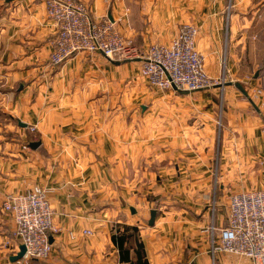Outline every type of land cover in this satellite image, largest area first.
Returning <instances> with one entry per match:
<instances>
[{"label":"crops","instance_id":"crops-1","mask_svg":"<svg viewBox=\"0 0 264 264\" xmlns=\"http://www.w3.org/2000/svg\"><path fill=\"white\" fill-rule=\"evenodd\" d=\"M43 1L0 0V264H125L115 224L138 227L149 264H250L213 254L210 228L225 226L231 196L264 191V0H78L138 55L195 26L206 74L232 79L186 95L155 92L138 58L79 53L52 66ZM37 184L55 189L59 232L48 259L11 262L18 240L2 203Z\"/></svg>","mask_w":264,"mask_h":264},{"label":"built area","instance_id":"built-area-1","mask_svg":"<svg viewBox=\"0 0 264 264\" xmlns=\"http://www.w3.org/2000/svg\"><path fill=\"white\" fill-rule=\"evenodd\" d=\"M47 17L55 24L56 37L49 56L59 66L79 53H98L111 61L139 59L141 78L159 91L197 92L217 84L204 69V59L196 48L197 28L181 25L169 45L152 44L141 55L124 40L107 19L94 20L88 7L78 0H44ZM262 88L255 91L261 96ZM264 130V129H263ZM34 131V128L31 129ZM54 188L34 185L24 193L7 197L2 210L10 215L14 236L25 247L21 261H43L52 252L50 236L59 230L53 225L49 196ZM211 227L213 254H231L246 258L250 264H264V191L243 192L230 197L226 224L217 234ZM90 236L88 230L82 232ZM72 237V235L70 234Z\"/></svg>","mask_w":264,"mask_h":264},{"label":"trees","instance_id":"trees-1","mask_svg":"<svg viewBox=\"0 0 264 264\" xmlns=\"http://www.w3.org/2000/svg\"><path fill=\"white\" fill-rule=\"evenodd\" d=\"M110 238L117 249L120 263L149 264L137 226L115 224L111 229Z\"/></svg>","mask_w":264,"mask_h":264},{"label":"water","instance_id":"water-1","mask_svg":"<svg viewBox=\"0 0 264 264\" xmlns=\"http://www.w3.org/2000/svg\"><path fill=\"white\" fill-rule=\"evenodd\" d=\"M7 1H11V0H7ZM130 61V60H128ZM112 62V61H111ZM115 64H119V62L115 63ZM229 85L232 84V83H228ZM234 87L240 91L246 98H248V94L246 93V91L243 89L242 85L240 83H234L233 84ZM181 94H188V92L186 91H179ZM252 106L254 107V109L258 110L257 107L255 106V104L252 102ZM20 127H23V128H26V125L24 124H21V123H18ZM40 146V142H32L30 143L29 147L33 150H36L38 147ZM131 213L132 214H135V211L133 209H131ZM155 218H156V211L155 210H151L150 212V217H149V220H148V226L152 227L154 225V221H155ZM25 255V247L23 245H20L19 246V252L15 255V256H12L10 257V261L11 262H17V261H20L22 260V258L24 257Z\"/></svg>","mask_w":264,"mask_h":264},{"label":"rangeland","instance_id":"rangeland-1","mask_svg":"<svg viewBox=\"0 0 264 264\" xmlns=\"http://www.w3.org/2000/svg\"><path fill=\"white\" fill-rule=\"evenodd\" d=\"M264 36V35H263ZM264 38V37H263ZM107 59V58H106ZM109 60V59H108ZM109 61H111V60H109ZM121 61H126V60H121ZM131 61V60H130ZM112 62H115V61H112ZM120 62V61H119ZM210 78H212V79H216L217 81V84H215V85H211V86H209L207 89H205V90H202L203 92L204 91H210V90H212V89H216L217 87H220V86H224L227 82H231V79H232V77H228V76H216V77H210ZM253 76H249V77H246V79H245V81L247 82V83H250V82H252V80H253ZM257 79V78H256ZM243 86H248V84L247 85H244L243 84ZM260 87H264V83L262 82L261 83V85H260ZM154 89V88H153ZM155 90V92H166V91H159V90H156V89H154ZM170 91V90H169ZM201 91V92H202ZM177 92H179V91H177ZM184 92V91H183ZM197 92H200V91H197ZM188 93H191V92H188ZM193 93V92H192ZM216 94H217V96L216 97H214V100L216 101V103H217V106H218V108H219V119H220V115H221V111H222V102H221V92L220 91H217L216 92ZM221 130H222V127L220 126V124H217L216 125V130H215V143H217V139H218V137H219V134H220V132H221ZM228 215V214H227Z\"/></svg>","mask_w":264,"mask_h":264}]
</instances>
